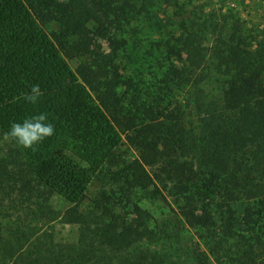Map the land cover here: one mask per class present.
I'll return each instance as SVG.
<instances>
[{"label": "trees", "instance_id": "obj_1", "mask_svg": "<svg viewBox=\"0 0 264 264\" xmlns=\"http://www.w3.org/2000/svg\"><path fill=\"white\" fill-rule=\"evenodd\" d=\"M147 2L0 0V130L39 113L55 127L0 159V264H264V36L213 6L147 37ZM89 35L108 52L89 57ZM32 187L67 202L51 222L75 239L4 232Z\"/></svg>", "mask_w": 264, "mask_h": 264}, {"label": "rangeland", "instance_id": "obj_2", "mask_svg": "<svg viewBox=\"0 0 264 264\" xmlns=\"http://www.w3.org/2000/svg\"><path fill=\"white\" fill-rule=\"evenodd\" d=\"M188 5V11L182 15L174 14L172 8L165 5V0H148V23H146L147 30H150L151 36L172 35L176 32L179 24L186 19L192 18L197 11H206L213 6L222 8H232L239 17L246 22V28L251 31L258 32L259 35L264 36V0H185ZM57 30V24L51 22L45 27V31L51 35V32ZM87 55L89 57H97L108 52L107 45L104 41L89 35L87 39ZM83 57H77L67 60V63L72 71H75ZM91 93H93L91 91ZM3 132L0 130V159H5L10 162L9 154L14 152V149L9 141L3 139ZM7 164V163H4ZM14 165L7 164L5 169L13 170ZM161 191L166 194V188L160 186ZM36 188H28L27 191L13 198L16 199L17 208L23 213L20 219L13 221V219H2L1 224L3 230H10L16 226L21 225H39L43 230H48L52 227L58 239L73 240L76 238V228L73 226L62 224L59 219L51 222V218L55 214H61L68 204L58 196H45L42 199L35 197ZM169 200V199H167ZM163 208L162 215L165 218H171L173 213L170 212V205L166 203L153 204L149 209L153 214L159 216L161 214L160 208ZM236 210L241 209L240 203L233 204ZM49 226V227H48ZM210 264H214L210 261Z\"/></svg>", "mask_w": 264, "mask_h": 264}, {"label": "clouds", "instance_id": "obj_3", "mask_svg": "<svg viewBox=\"0 0 264 264\" xmlns=\"http://www.w3.org/2000/svg\"><path fill=\"white\" fill-rule=\"evenodd\" d=\"M44 95L38 84L32 85L30 91L22 97L28 103L36 104ZM55 134L54 125L48 121L47 113H39L23 119L22 122H12L7 132L3 134L5 141H14L17 146L35 151L45 139Z\"/></svg>", "mask_w": 264, "mask_h": 264}]
</instances>
